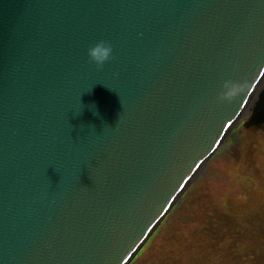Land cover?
<instances>
[{
    "label": "water",
    "instance_id": "95a60500",
    "mask_svg": "<svg viewBox=\"0 0 264 264\" xmlns=\"http://www.w3.org/2000/svg\"><path fill=\"white\" fill-rule=\"evenodd\" d=\"M263 71L264 0H0V264H128Z\"/></svg>",
    "mask_w": 264,
    "mask_h": 264
},
{
    "label": "rangeland",
    "instance_id": "374dc122",
    "mask_svg": "<svg viewBox=\"0 0 264 264\" xmlns=\"http://www.w3.org/2000/svg\"><path fill=\"white\" fill-rule=\"evenodd\" d=\"M249 118H238L128 264H264V125L245 126Z\"/></svg>",
    "mask_w": 264,
    "mask_h": 264
},
{
    "label": "clouds",
    "instance_id": "9594fccd",
    "mask_svg": "<svg viewBox=\"0 0 264 264\" xmlns=\"http://www.w3.org/2000/svg\"><path fill=\"white\" fill-rule=\"evenodd\" d=\"M88 56L90 62L94 63L98 70L102 69L106 62L114 59L112 56V46L107 41H99L91 46L88 50ZM229 84L232 87L228 91L224 90L219 93L218 100L220 102H231L238 94L244 92V86L230 80L224 82L223 88Z\"/></svg>",
    "mask_w": 264,
    "mask_h": 264
},
{
    "label": "bare ground",
    "instance_id": "6f19581e",
    "mask_svg": "<svg viewBox=\"0 0 264 264\" xmlns=\"http://www.w3.org/2000/svg\"><path fill=\"white\" fill-rule=\"evenodd\" d=\"M257 78H258V81H257L256 83H257L258 86H256V87H255V91L253 90L252 93L249 94V96L247 97V99H246V103L243 105V107H242V109H241L240 117L243 116V115H245V113L248 111L249 107H251V105H252V101L254 100V96H253V95L255 94V92H256V90H257V87L260 86L261 81H262L263 78H264V71H263L262 75H259V77H257ZM224 136H225V135H224ZM222 140H224V139H222ZM171 207H172V206H171Z\"/></svg>",
    "mask_w": 264,
    "mask_h": 264
},
{
    "label": "flooded vegetation",
    "instance_id": "af4514ba",
    "mask_svg": "<svg viewBox=\"0 0 264 264\" xmlns=\"http://www.w3.org/2000/svg\"><path fill=\"white\" fill-rule=\"evenodd\" d=\"M247 113L250 115V109L247 111ZM246 117H248V116H246ZM260 125H264V124H260ZM260 125H258V126H260Z\"/></svg>",
    "mask_w": 264,
    "mask_h": 264
}]
</instances>
